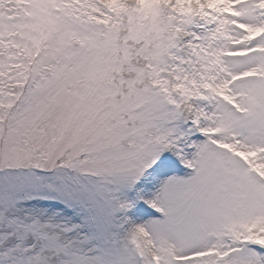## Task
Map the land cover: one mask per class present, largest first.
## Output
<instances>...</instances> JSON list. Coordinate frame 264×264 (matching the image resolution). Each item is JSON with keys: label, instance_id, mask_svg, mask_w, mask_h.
<instances>
[{"label": "snow or ice", "instance_id": "snow-or-ice-1", "mask_svg": "<svg viewBox=\"0 0 264 264\" xmlns=\"http://www.w3.org/2000/svg\"><path fill=\"white\" fill-rule=\"evenodd\" d=\"M0 264H264V0H0Z\"/></svg>", "mask_w": 264, "mask_h": 264}]
</instances>
